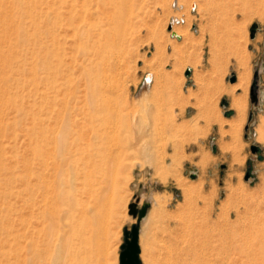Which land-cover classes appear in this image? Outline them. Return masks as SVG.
Segmentation results:
<instances>
[{"label":"rangeland","instance_id":"1","mask_svg":"<svg viewBox=\"0 0 264 264\" xmlns=\"http://www.w3.org/2000/svg\"><path fill=\"white\" fill-rule=\"evenodd\" d=\"M101 4L104 26L115 35L123 32L121 40L114 37L110 67L104 72L109 87L98 88L102 72L93 69L86 75L81 70L74 32L78 4L63 11L60 37L66 64L64 111L71 112L76 129L88 132L84 142L97 139L96 128L106 130L121 177L115 189L110 187L114 192L106 194L112 200L103 210L106 242L98 248L75 236L70 244L77 262L120 264L121 246L136 226L139 264H241L242 258L253 264L251 254L264 243V0ZM14 5L15 0H0V9L13 12L14 22L23 26V31L0 27L2 49L14 53L2 80L7 78L17 100L0 113V222L7 221L9 230L0 226V251L10 250L14 264H38L35 249L44 243L42 264H69L64 206L58 204L55 215L49 205L58 189L57 181H50L54 176L49 178L55 174L54 161L48 157V166L38 163L43 167H37L39 174L32 166L37 146L41 154L55 152L51 140L58 133L46 126L45 0H26V14L16 12ZM121 10L127 20L123 24L117 23ZM253 22L257 27L251 37ZM169 24L181 36L173 35ZM148 75L153 80L146 86ZM253 85L257 103L250 101ZM45 126L51 142L43 140ZM252 145L258 146L256 152ZM248 165L251 176L245 180ZM30 167L39 182L48 177L46 183L55 188L39 187L42 192L38 188L34 194L28 187L36 182L28 181L36 177ZM91 211L86 199L78 205L77 220L86 223ZM58 253L63 260L56 261Z\"/></svg>","mask_w":264,"mask_h":264},{"label":"bare ground","instance_id":"2","mask_svg":"<svg viewBox=\"0 0 264 264\" xmlns=\"http://www.w3.org/2000/svg\"><path fill=\"white\" fill-rule=\"evenodd\" d=\"M121 1L123 0H115V2H117L118 4H120ZM76 4L79 5V10L77 11L76 23L74 24L75 25L74 32H75L76 40L78 41L79 64L81 65L82 72H84L86 75H90V71H92L93 69H97L99 74L102 72V75H103L102 78H98L96 80V83L98 84V88L101 90L103 88L105 89L106 86L109 87V83L104 81V78L108 79L107 77L108 75L104 74V72H106L108 68L110 67V57L113 52L112 47L114 46V41L116 40V39L114 40V37L118 36L117 39L121 40L122 34H123L122 31L118 30L117 34L115 35L110 30V27L104 26L105 22L99 17V15L102 14V12L105 10V7H103L101 4V0H45V11H44L45 15L44 16H45V28H46V44H45L46 53H45L44 60H45V69H46V74H47L46 75L47 91L45 93V98H46L45 115H46V120H47L46 126L49 128V132L52 133L54 131L53 129H55L58 131V133L56 134L55 139L53 138V140H51L52 137L50 138V140L53 142V145L55 146V152L49 153L48 154L49 156L44 155L40 153L39 147L37 146L35 150V156H36L35 160L37 164L36 162H33L34 164H32V166L35 165L36 167L34 168L36 169L37 167H39L38 163L41 164L42 166H48V164H50L47 161L48 157H50L54 161L56 170L55 169L53 170H55L54 172L55 174L49 176V178H51L52 176H54V178L52 177L53 179L51 180L49 179V180L51 182L52 180L57 181L58 189H57L56 194L50 195L52 199H50L51 202L49 205L51 206L52 204L51 212H53L55 209L57 210L56 208L57 206L60 207L58 204L60 205L62 204L61 206H64L63 216L65 217V220H66L65 221V227H66L65 240L68 241L67 251H69V256H70V260H69L70 262L68 261L69 264H79L76 260L77 254L72 251L73 245L71 247V244H70L72 242V239H74L75 236H77V238L78 236L81 237L78 239L83 240V238H85V241L86 239L87 241L89 240L90 244L97 246L98 248L101 246L100 245L101 241L106 240V236H107L106 231L105 229H103L106 218L104 216L103 210L109 207L110 205H112L111 203L112 200H110L111 198L109 199L106 194L109 190H110L109 192H111V190L112 192H114L112 188H114L118 184L121 178L119 176L120 174L116 167V161H117L116 154L117 153L115 154V152L112 151L106 144V142H108L106 141V137H107L106 130L103 127L96 128L95 136L97 135V139L92 142L91 141L84 142V138L87 136L88 132L86 130L76 129V124L71 119V112L64 111L65 110L64 108H66L67 105L63 101V97L65 94V86H64L65 72L64 71H65L66 64L64 62L63 50L61 48L62 41L60 38L62 31H63L62 17H63V11L65 10V8L67 10H73V7H75ZM14 9L17 10L16 12L20 11V13L22 12H24L25 14L28 13V10H27L28 8L26 6V0H15ZM122 15L123 13L121 10L119 18L121 17L122 19L118 18L117 23L123 24L125 21H127L126 16L124 18V16ZM75 16L76 15L72 17L71 19L72 21L75 20ZM13 17H14L13 12L6 13L0 9V27H3V28L11 27V28H15L17 30L23 31V26L20 24V22H17V23L14 22L15 20H13ZM173 21L178 22L180 21V19L175 18ZM15 23L16 25H14ZM170 30H173L172 32L175 33L173 35H176L178 37L181 36V34L177 32L175 28L172 29V25H171ZM75 37H74V40H75ZM10 46H11V43H10ZM12 53H13L12 49H10L9 51H6V50L4 51L0 43V69H1L0 70V78H1L0 80V113H2V111L4 110L3 107L11 105V102H12V105L14 104L12 100L17 102L16 98L14 99L13 94L8 89L9 82L7 81V78L5 77L6 80H2L4 78L3 76H5L3 75V73H5L6 71V68L4 67H6V65L7 66L12 65V62L11 64H8L10 60H13L14 53L13 54ZM2 63H4L3 66L1 65ZM146 77H147V81H145L144 83L146 86L147 85L149 86L153 80V76L148 75ZM91 82L92 80L89 78V86H92L91 89L94 91L96 85L93 82L92 83ZM238 100L239 99H237L236 101L240 103V101ZM15 105L17 104L15 103ZM236 106L234 107L236 108ZM236 110H238V108ZM2 124L3 122L0 119V132L4 129ZM46 126L44 127V130L42 133L43 140L45 139V141L51 142L49 141L50 136H48L47 134L48 128ZM232 126L233 125L231 124V128ZM38 132L39 131H37V134L35 136L37 139V142H38V137H39ZM0 154H1V150H0ZM31 163H30V166H31ZM1 164L3 163H0V169H3L2 167L3 165L1 166ZM50 167H52V165H50ZM42 168L39 167L38 169L40 170ZM36 169H33V167L32 168L30 167V171H29L30 174L31 173L35 174L36 177L34 176L33 178H30V180H28V181H31L34 178L36 179V182H33V186H32V183L29 184L31 186H28L34 189V190L32 189L34 194H36L35 189L37 190L39 187L41 188L43 187L42 190H46V189L49 190L50 188L48 187V185H50L49 183L50 181L47 182L48 184L46 183V180L48 181L47 179L48 177L47 178L45 177L44 180L39 182V175L36 174L38 169L37 171H35ZM45 169L46 168H44V170ZM47 170H48V167H47ZM50 170L51 169H49L48 171L50 172ZM37 173L39 174V171ZM55 186L56 185L51 186L50 189L55 188ZM111 186L112 188L110 189ZM41 188H39V191ZM42 190L40 192H42ZM54 191L55 190H53V192ZM47 194L48 193L45 194L46 197H47ZM33 195H32V200L34 199L33 201H35L36 197H34ZM41 195L45 197L44 194L41 193ZM54 195L56 199H54L55 198ZM42 198H41V202L42 201L44 202ZM86 199H88L89 202L91 203L94 213L93 211H91L90 215L92 216H87L85 220L86 223L82 224L81 222L77 220L78 217L76 213L78 210V205L81 204L82 202H85ZM54 202H56V204H54ZM45 203L46 205L48 204L46 201ZM31 205L35 206L34 204H32V202H31ZM48 208L50 207L48 206ZM48 212H50V210ZM55 212L56 211H54L53 214L56 215V213L58 212L56 213ZM53 217H54L53 220L55 221V216L53 215ZM0 223H1L0 226L1 228L3 227L4 232L5 231L8 232L9 231L8 222L2 221ZM49 224L52 227V224H54V222H52V224L51 223ZM76 243H78V241H76ZM40 245L41 244L39 242V245L37 246L40 247ZM89 245H87V247ZM64 246H63V249H64ZM44 251H45L44 243L41 245L40 248L37 247L35 249V258L38 259L37 261L38 264H42V259L44 258ZM64 251L66 252V250ZM65 252H64V255L66 256ZM246 252H244V250L242 249V256H245ZM9 254H10V250L0 251V264H14L15 263V262H12V260L9 258L10 257ZM251 256H252V259L254 260L253 264H264V243H261L259 248L256 249V251H254L251 254ZM54 257L56 261H61V259L63 260L64 258L63 255L60 253H58V255L54 254ZM93 261L95 262V260ZM241 264H245V261L243 260V258L241 259Z\"/></svg>","mask_w":264,"mask_h":264},{"label":"water","instance_id":"3","mask_svg":"<svg viewBox=\"0 0 264 264\" xmlns=\"http://www.w3.org/2000/svg\"><path fill=\"white\" fill-rule=\"evenodd\" d=\"M257 27V23L253 22L249 27V35L251 37L254 36L255 30ZM168 29H171V24L168 25ZM178 37V36H177ZM191 72L190 68H187L185 70V75L189 76ZM256 74V72H255ZM230 82L235 81V75L231 74L229 77ZM255 86H251L250 88V101L252 103L258 102V95H257V89L254 88ZM252 119V114L250 113L248 116V121ZM247 125L245 126V130L247 129ZM252 152H256L258 149L257 145H252L251 147ZM250 166L248 165V171L245 173L244 179L247 180L251 176V172L249 171ZM194 174H191V177H193ZM144 209L141 210L140 215H143ZM137 236H138V230L136 226L132 227V230L130 232V239H125V243L122 244L121 248L122 250L119 253V260L120 264H139V246L137 242Z\"/></svg>","mask_w":264,"mask_h":264}]
</instances>
